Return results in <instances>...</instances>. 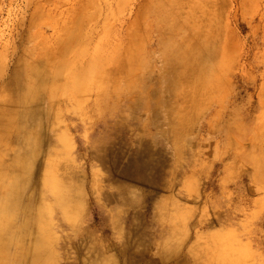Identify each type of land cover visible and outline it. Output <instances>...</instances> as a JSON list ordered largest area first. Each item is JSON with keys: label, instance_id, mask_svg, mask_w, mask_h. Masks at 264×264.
<instances>
[{"label": "rangeland", "instance_id": "rangeland-1", "mask_svg": "<svg viewBox=\"0 0 264 264\" xmlns=\"http://www.w3.org/2000/svg\"><path fill=\"white\" fill-rule=\"evenodd\" d=\"M0 264H264V0H0Z\"/></svg>", "mask_w": 264, "mask_h": 264}]
</instances>
